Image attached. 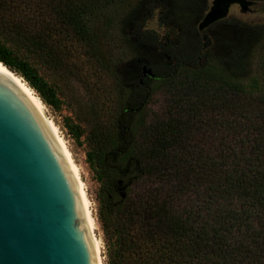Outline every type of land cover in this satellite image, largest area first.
Instances as JSON below:
<instances>
[{
	"label": "trees",
	"instance_id": "trees-1",
	"mask_svg": "<svg viewBox=\"0 0 264 264\" xmlns=\"http://www.w3.org/2000/svg\"><path fill=\"white\" fill-rule=\"evenodd\" d=\"M210 1L0 0V61L53 108L42 62L71 44L102 61L113 30L134 51L111 67L114 106L87 153L107 264H264V20L199 30Z\"/></svg>",
	"mask_w": 264,
	"mask_h": 264
},
{
	"label": "water",
	"instance_id": "water-1",
	"mask_svg": "<svg viewBox=\"0 0 264 264\" xmlns=\"http://www.w3.org/2000/svg\"><path fill=\"white\" fill-rule=\"evenodd\" d=\"M257 3L211 0L198 29L226 17L232 4L246 11ZM0 63V264H101L78 174L17 84L25 75Z\"/></svg>",
	"mask_w": 264,
	"mask_h": 264
},
{
	"label": "rangeland",
	"instance_id": "rangeland-1",
	"mask_svg": "<svg viewBox=\"0 0 264 264\" xmlns=\"http://www.w3.org/2000/svg\"><path fill=\"white\" fill-rule=\"evenodd\" d=\"M263 4L264 2H258L246 11H241L238 4H232L227 16L264 20ZM195 24L196 22L193 21L185 34L187 44H190L191 39H197ZM151 25L157 27L156 21L153 20ZM109 36L101 41L104 56L102 61L101 59L96 60L84 49L71 44L69 54H66L64 60L52 64L42 62V71L56 85L61 98L58 108H53L43 102L46 114L57 125L79 168L95 221L94 235L101 244V264H107L109 235L102 228L99 219L102 185L87 159V153L92 147L90 139L93 125L97 119L103 123L107 122L109 109L114 106L115 77L111 67L116 61L127 60L134 56L132 48L121 40L116 31L113 30L112 35ZM263 50L264 44H261L256 51L255 61H258ZM143 67L148 68L146 65ZM143 67L141 76L146 74L143 73ZM75 132L79 134L75 135Z\"/></svg>",
	"mask_w": 264,
	"mask_h": 264
},
{
	"label": "bare ground",
	"instance_id": "bare-ground-1",
	"mask_svg": "<svg viewBox=\"0 0 264 264\" xmlns=\"http://www.w3.org/2000/svg\"><path fill=\"white\" fill-rule=\"evenodd\" d=\"M5 70H6V68L4 66H2L0 63V71L4 72ZM17 84L20 86V88L23 90V92L26 94V96L29 98V100L33 103V105L36 107V109L39 111V113L43 116V118L46 120V122L48 123L52 132L54 133L56 139L58 140L59 144L61 145L63 151L65 152L66 156L68 157L70 163L72 164L73 168L75 169L76 173L78 174V176L80 178L84 214H85V217L90 221L91 227L93 230L95 221H94V218H93L91 210H90V201L87 197L85 187H84V183L80 177L79 168L76 165V163L72 157L70 149L68 148L64 138L61 136L57 125L46 114L45 105H44L43 101L40 99V97L37 95V93L30 86H28L27 82H25L24 79H21ZM93 234H94V231H93ZM94 238H95L96 245H97L98 252H99V256H100V245L101 244H100L99 239L95 235H94Z\"/></svg>",
	"mask_w": 264,
	"mask_h": 264
}]
</instances>
